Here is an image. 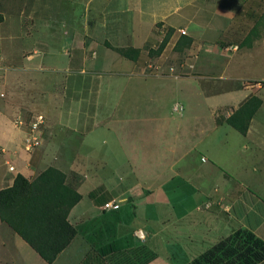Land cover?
<instances>
[{
	"label": "rangeland",
	"instance_id": "374dc122",
	"mask_svg": "<svg viewBox=\"0 0 264 264\" xmlns=\"http://www.w3.org/2000/svg\"><path fill=\"white\" fill-rule=\"evenodd\" d=\"M169 1L145 0L142 8L151 9L153 14L144 12L143 20L159 15L161 18ZM125 2L119 8L115 1L105 31L91 34L90 28L95 32V22L87 21L86 0H0V14L4 17L0 22V95L4 96L0 97H5L0 101L18 105L26 113L32 111L24 114L26 124L21 126L26 128L32 116L47 112L57 126L58 136L54 140L61 144L64 159L70 161L74 154L78 161H87L88 164H75L76 169L69 174L73 186L81 184L83 174L89 175L81 187L84 194L81 207L89 208L90 200L99 196L101 190L131 195L127 186L134 181L145 182L155 176L164 180L169 169L168 147L180 142L186 149L195 150L192 152L195 156L207 153L232 176L240 180L248 176L246 182L251 192L258 194L260 178L253 168L260 169L264 160V44L258 49H248L246 45L237 53L231 47L227 56H215L210 43L212 36H207L209 42L204 41L200 51L192 43L184 51V47L176 50L171 39L163 54L152 56L149 49L157 48L169 29L160 22L156 25L155 39L140 49L133 60L135 53L124 56L114 49H105L110 46L103 41L107 38L112 45H118L120 37L115 35L118 27L125 42H139L141 36L150 34V25L140 21L142 14L131 9H139L137 1ZM208 12L214 15L213 10ZM104 13L99 22L105 21L108 13ZM202 22L206 21L179 20L178 25L186 26L202 40L207 29ZM225 26H229L228 20ZM258 32H264L263 24ZM185 36L191 37L188 31ZM240 82L246 83L239 85ZM232 85H251L247 92L253 89L263 98L249 138L228 125L217 129L211 126L214 105L217 100L225 102L223 93L227 91L222 90ZM213 89L219 92H208ZM175 104L182 105L183 111H174ZM227 112H231L228 107L219 110L218 118L224 119ZM42 114L45 121L39 130L47 140L50 120ZM254 137L260 140H249ZM40 155L39 150L34 154L35 160L40 161ZM68 163L62 166L69 169ZM151 182L158 184L156 180ZM91 189L96 192L88 196ZM118 199L114 201L117 203ZM208 232L179 242L173 239L172 244L170 239L154 240V252L159 256L152 264H180L185 256L187 264H191L227 237H219L211 229Z\"/></svg>",
	"mask_w": 264,
	"mask_h": 264
},
{
	"label": "crops",
	"instance_id": "0c3cea01",
	"mask_svg": "<svg viewBox=\"0 0 264 264\" xmlns=\"http://www.w3.org/2000/svg\"><path fill=\"white\" fill-rule=\"evenodd\" d=\"M115 1L117 7H119V4L123 5V0H101L98 2L96 0H86L87 13L89 14L87 21L93 19L92 22H95V32L90 28L91 34L97 31H105L104 28H107L108 21L112 18L109 11L112 10ZM135 1L140 5L138 6L139 9L135 10L134 7H131V9L142 14L140 21H146L147 26L150 25L151 32L149 35L141 36L139 42H136V40L125 42L118 27L115 32V35L120 37L118 45L114 43L112 45L107 38L103 40L112 47L143 49L149 41L152 42L155 39L156 25L163 22V26L173 29L169 43L173 39V43L176 44L182 37L179 30L185 29L191 36L192 45L196 44L197 51L202 50L204 41L209 42L207 36H212V42L210 43L215 48L214 55L227 56L228 52L231 51V47H233L232 51L236 53L244 49L243 40L264 12V0H170L168 2L170 5L166 4L168 10L161 18H159V15L156 18L150 17L149 20H143L145 18L144 12H147L148 15L153 13L151 9L142 8L141 3H145V0ZM124 3L126 4L125 0ZM205 3H207L206 6ZM229 3L231 5L233 3V6ZM210 10H213L214 15L208 12ZM105 11L108 13L105 21L99 22V17L103 18ZM198 19L206 21L202 22L207 28L203 32L205 38L202 40L197 38V34H192L186 26L178 25L179 20L195 23L198 22ZM226 20L229 23L228 27L225 26ZM254 20L255 22H253ZM225 44L228 47H224ZM263 44L264 32L253 40L248 49L253 47L258 49ZM187 48L184 47L182 51ZM105 49L111 50L113 48L106 47ZM42 62V65H44L45 62ZM68 62H72V59ZM24 69L30 70L27 67H24ZM255 81L259 83L257 79ZM241 83L244 85L246 82L238 84ZM248 88L251 89V85L249 87L232 85L222 90V92L227 91L223 93L226 96L225 102L220 103V100H217V105L213 107L211 124L213 128H223L225 125L232 127L228 124L226 118L252 95H257L253 89L251 93L247 92ZM203 91L206 93L204 89ZM216 91L214 89L208 90L210 93ZM241 91L245 94H242ZM3 98L5 97H0V99ZM225 107H228L231 112H227L224 119H219L217 113ZM42 113L48 117L49 122L50 115L47 112ZM24 114L27 116L32 114V111L26 113L20 110L18 105L10 102L5 105L4 101H0V190L12 186L18 174L24 175L29 180L34 179L41 171L50 166L48 163H52V166L61 169L68 175L71 170L76 169L75 164H88L87 161H78L74 154H71L70 161L64 159L61 144L58 145V142L54 140L58 136L57 131L55 132L57 126L54 120L49 122V128H51L49 131L50 138L46 140L43 135L41 138H43L44 143L36 149V152L39 150L41 152L40 161L35 160L34 154L36 152H28L23 146L28 128L16 125V119L23 116L26 120ZM254 118L255 116L250 122L247 133H241L247 138L253 130ZM249 140L256 142L260 140V137ZM180 143H173L168 147V177L166 176L164 180H158L159 177L155 176L156 178L150 177V180H145V182L144 180L134 181L132 185L127 186V191L132 192L131 195L115 194L114 191L110 192L105 189L101 190L102 193L95 199L92 198L93 203L92 199L90 200L91 205L89 208L81 207L80 203L84 199L81 187L89 178L88 174H83L82 182L78 187L82 199L71 209L68 216L69 221L77 229V234L52 263L47 262L25 239L0 219V264H80L89 252L101 251L104 248L108 251L107 248L110 245L115 250L146 245L154 251L156 248L154 240L167 239L166 241H168L170 239L171 243L173 239H176L179 242L181 239H193L198 234L203 236L209 233L208 229H211L217 236L222 237L228 236L233 229L245 228L264 241V160L261 161L260 169L253 168L254 173L260 178L259 192L253 194L249 188L250 184L246 182L248 176L240 180L232 176L207 153L203 152L200 155L197 153L195 156L192 153H195V150H188L182 142ZM67 162L71 165L69 169L62 166ZM132 163L137 165L134 162ZM11 166L14 168L11 169ZM131 168H134V166ZM151 180L158 181V184L153 185ZM96 189L88 190V196H93ZM122 192L124 193V191ZM115 198H120L122 202L126 200L129 202L120 204L116 210L104 209V204ZM207 203H211L210 206L204 207ZM79 206L81 209H79ZM153 261L148 264H152ZM188 261V257L185 256L182 262L179 263L187 264Z\"/></svg>",
	"mask_w": 264,
	"mask_h": 264
},
{
	"label": "trees",
	"instance_id": "16d2710c",
	"mask_svg": "<svg viewBox=\"0 0 264 264\" xmlns=\"http://www.w3.org/2000/svg\"><path fill=\"white\" fill-rule=\"evenodd\" d=\"M2 21L4 17L0 14ZM262 24L264 12L243 40V46H250L253 38L260 36L258 29ZM172 34L173 29H168L158 47L149 49V54L161 55ZM191 43V38L182 35L175 49L182 50ZM108 46L124 56L135 53L133 60L140 53V49L134 47ZM262 104L260 96L252 95L226 121L240 133L246 134ZM78 187L71 184L67 173L52 165L32 180L18 174L12 186L0 190V219L47 262L52 263L77 234L68 216L82 199ZM104 249L89 252L80 264H148L157 258V253L146 245L125 250H115L110 245L108 251ZM191 264H264V241L249 229L239 228L195 258Z\"/></svg>",
	"mask_w": 264,
	"mask_h": 264
},
{
	"label": "built area",
	"instance_id": "2783aa9c",
	"mask_svg": "<svg viewBox=\"0 0 264 264\" xmlns=\"http://www.w3.org/2000/svg\"><path fill=\"white\" fill-rule=\"evenodd\" d=\"M181 35H186L187 31L185 29H180ZM171 71H174V68H171ZM0 96H4V94H1ZM173 110L176 112L183 111V106L179 104H175L173 107ZM44 115L39 113L33 116L31 118L29 124H28V131L26 133V136L24 138L23 146L24 149L28 152L34 151L36 148L40 147L42 144V138H41V130L40 126L42 123H44ZM16 123L20 124L19 126L26 124V120L24 118H18L16 119ZM17 125V124H16ZM205 160V158H203ZM13 169L14 167H10ZM121 199L117 201V203L114 200L108 201L104 204V209L111 210V209H117L119 208V203L121 204ZM210 206V204H207V207Z\"/></svg>",
	"mask_w": 264,
	"mask_h": 264
}]
</instances>
